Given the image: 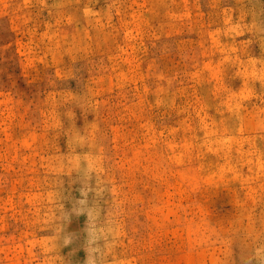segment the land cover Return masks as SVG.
Listing matches in <instances>:
<instances>
[{"label":"rangeland","instance_id":"374dc122","mask_svg":"<svg viewBox=\"0 0 264 264\" xmlns=\"http://www.w3.org/2000/svg\"><path fill=\"white\" fill-rule=\"evenodd\" d=\"M0 264H264V0H0Z\"/></svg>","mask_w":264,"mask_h":264}]
</instances>
